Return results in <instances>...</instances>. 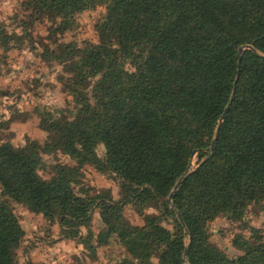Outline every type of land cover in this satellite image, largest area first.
<instances>
[{
	"label": "trees",
	"instance_id": "trees-1",
	"mask_svg": "<svg viewBox=\"0 0 264 264\" xmlns=\"http://www.w3.org/2000/svg\"><path fill=\"white\" fill-rule=\"evenodd\" d=\"M23 6L63 26L89 6L105 13L95 24L96 43L57 44L51 55L67 74L60 80L75 103L70 116L40 111L50 134L42 145L0 142L2 193L56 217L64 237L88 249L115 236L126 256L113 264H153V254L156 264H264V236L243 222L246 207L264 201V0H26ZM7 37L0 28V40ZM89 79H95L90 91ZM50 150L113 173L121 199L77 196L71 184L78 167L55 165L49 179H40V154ZM126 204L140 210L154 204L171 230L153 215L140 226L123 224ZM94 206L103 228L82 237L79 227ZM220 215L248 230L233 237L236 257L210 241L207 225ZM23 236L0 201V264H17L14 249Z\"/></svg>",
	"mask_w": 264,
	"mask_h": 264
},
{
	"label": "rangeland",
	"instance_id": "rangeland-1",
	"mask_svg": "<svg viewBox=\"0 0 264 264\" xmlns=\"http://www.w3.org/2000/svg\"><path fill=\"white\" fill-rule=\"evenodd\" d=\"M25 1L0 0V28L8 35L0 40V120L4 122L0 128V142L14 147L23 146L26 140H34L41 145L48 142L50 134L40 125V111H48L53 117L60 114L70 116L75 103L60 80L67 74L51 55L58 54L57 44L80 47L85 42L96 43L95 24L105 13L103 6H89L75 14V19L68 26H63L56 17L33 14L23 6ZM94 84L95 79L86 81L88 91ZM96 153L99 158L103 157L102 145L97 146ZM40 157L37 168L40 179H49L55 165L78 167V176L71 184L77 196L121 199L119 179L99 164L78 166L59 150L42 152ZM195 164L194 157L191 167ZM0 201L9 205L24 231L21 242L14 249L17 264H113L126 256L124 247L115 236H111L105 245H92L93 248L88 249L77 238L64 237L56 217L50 219L46 214L32 211L1 190ZM154 206L145 205L140 210L126 204L122 223L140 226L144 215H153L158 216L161 225L171 230V224L159 216ZM90 213L87 224L79 227L82 237L90 232L97 234L103 228L98 208L94 206ZM243 222L259 228L264 236V201L248 205ZM207 229L210 241L229 258L240 254L232 245L233 237L239 233L249 235L240 221L222 215L210 222ZM131 261L132 264H141L137 260ZM150 261L157 263L156 254Z\"/></svg>",
	"mask_w": 264,
	"mask_h": 264
},
{
	"label": "water",
	"instance_id": "water-1",
	"mask_svg": "<svg viewBox=\"0 0 264 264\" xmlns=\"http://www.w3.org/2000/svg\"><path fill=\"white\" fill-rule=\"evenodd\" d=\"M240 50H241V48H240ZM226 110H227V109H225V111H226ZM178 183H179V182H177V183L175 184V186H174V188H173L174 190L176 189Z\"/></svg>",
	"mask_w": 264,
	"mask_h": 264
}]
</instances>
